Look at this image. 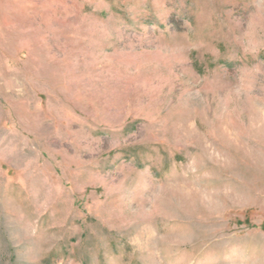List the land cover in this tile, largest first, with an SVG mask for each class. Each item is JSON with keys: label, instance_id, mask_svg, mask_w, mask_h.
<instances>
[{"label": "rangeland", "instance_id": "374dc122", "mask_svg": "<svg viewBox=\"0 0 264 264\" xmlns=\"http://www.w3.org/2000/svg\"><path fill=\"white\" fill-rule=\"evenodd\" d=\"M0 264H264V0H0Z\"/></svg>", "mask_w": 264, "mask_h": 264}]
</instances>
